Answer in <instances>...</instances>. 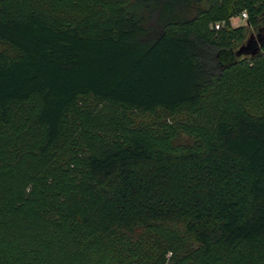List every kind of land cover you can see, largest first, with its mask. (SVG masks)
<instances>
[{"label":"trees","instance_id":"trees-1","mask_svg":"<svg viewBox=\"0 0 264 264\" xmlns=\"http://www.w3.org/2000/svg\"><path fill=\"white\" fill-rule=\"evenodd\" d=\"M263 29L264 0H0L6 262L264 264Z\"/></svg>","mask_w":264,"mask_h":264},{"label":"rangeland","instance_id":"rangeland-1","mask_svg":"<svg viewBox=\"0 0 264 264\" xmlns=\"http://www.w3.org/2000/svg\"><path fill=\"white\" fill-rule=\"evenodd\" d=\"M240 24H238V26H239ZM241 25H245V23H243V24H241ZM237 26V25H236ZM264 30V29H263ZM248 33L247 34H251V33H253V39H255L256 40V34H255V31H253V30H251L250 28H248V31H247ZM243 46H245V47H250L251 48V45L249 46V44H247V40L242 44V45H239V46H236L235 48H234V54H235V56L236 57H243V56H247L248 55V53L245 55L244 54V51H241L240 52V54H236V52L238 51V50H241V49H239L240 47H243ZM6 259H7V256L6 255H0V264H17V263H14V262H9L8 260H7V262H6Z\"/></svg>","mask_w":264,"mask_h":264},{"label":"built area","instance_id":"built-area-1","mask_svg":"<svg viewBox=\"0 0 264 264\" xmlns=\"http://www.w3.org/2000/svg\"><path fill=\"white\" fill-rule=\"evenodd\" d=\"M247 18H248V15H247V12L246 11H242L240 12L238 15H235V16H232L230 19H229V23L231 26H238V24H243L247 23ZM222 24L220 23H215L214 24V30H218L220 28Z\"/></svg>","mask_w":264,"mask_h":264},{"label":"water","instance_id":"water-1","mask_svg":"<svg viewBox=\"0 0 264 264\" xmlns=\"http://www.w3.org/2000/svg\"><path fill=\"white\" fill-rule=\"evenodd\" d=\"M241 51H242V50H238V51L236 52V54H237V55L240 54ZM226 57H227L226 63H230V62L234 61V59H235V54L231 51V52L226 53Z\"/></svg>","mask_w":264,"mask_h":264},{"label":"clouds","instance_id":"clouds-1","mask_svg":"<svg viewBox=\"0 0 264 264\" xmlns=\"http://www.w3.org/2000/svg\"><path fill=\"white\" fill-rule=\"evenodd\" d=\"M169 255H171V253H169Z\"/></svg>","mask_w":264,"mask_h":264}]
</instances>
